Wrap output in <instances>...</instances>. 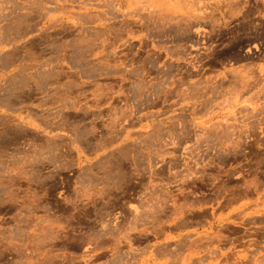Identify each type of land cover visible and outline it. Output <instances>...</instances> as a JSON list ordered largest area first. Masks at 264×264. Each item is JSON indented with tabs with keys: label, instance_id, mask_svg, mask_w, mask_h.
Instances as JSON below:
<instances>
[{
	"label": "rangeland",
	"instance_id": "374dc122",
	"mask_svg": "<svg viewBox=\"0 0 264 264\" xmlns=\"http://www.w3.org/2000/svg\"><path fill=\"white\" fill-rule=\"evenodd\" d=\"M263 7L0 0V264H264Z\"/></svg>",
	"mask_w": 264,
	"mask_h": 264
},
{
	"label": "crops",
	"instance_id": "0c3cea01",
	"mask_svg": "<svg viewBox=\"0 0 264 264\" xmlns=\"http://www.w3.org/2000/svg\"><path fill=\"white\" fill-rule=\"evenodd\" d=\"M260 1L264 2V0H260ZM256 16H258V15L256 14ZM260 20H261V22H264V7L262 8V12H261V15H260ZM257 46H258V48L255 47V44H252L249 49H250V51L252 53L261 55L262 61H263L262 65H264V43L263 42H259V43H257Z\"/></svg>",
	"mask_w": 264,
	"mask_h": 264
},
{
	"label": "bare ground",
	"instance_id": "6f19581e",
	"mask_svg": "<svg viewBox=\"0 0 264 264\" xmlns=\"http://www.w3.org/2000/svg\"><path fill=\"white\" fill-rule=\"evenodd\" d=\"M141 19H142V18H141ZM156 20H157V19H156ZM159 20H160V19H159ZM135 21H137V20H135ZM141 21H142V20H141ZM139 22H140V21H139ZM151 22H152V21H151ZM163 22H164V21H163ZM140 23H141V22H140ZM128 27H129V26H128ZM102 51H103V50H102ZM57 59H58V58H57ZM104 61H105V60H104ZM56 63H57V62H56ZM56 63H55V64H56ZM31 67H32V66H31ZM115 67H116V66H115ZM56 77H57V76H56ZM59 78H60V77H59ZM59 78H58V79H59ZM129 78H130V77H129ZM74 86H75V85H74ZM65 91H66V90H65ZM65 91H64V92H65ZM106 91H107V90H106ZM187 91H188V90H187ZM39 92H40V91H39ZM5 93H6V92H5ZM104 94H105V93H104ZM54 96H55V95H54ZM76 96H77V95H76ZM80 96H81V95H80ZM64 97H65V95H64ZM64 97H63V98H64ZM61 98H62V96H61ZM63 98H62V99H63ZM97 99H98V98H97ZM99 107H100V106H99ZM80 109H81V108H80ZM83 110H84V109H83ZM85 111H86V110H85ZM87 111H88V110H87ZM109 111H110V110H109ZM60 112H61V111H60ZM88 112H89V111H88ZM120 112H121V111H120ZM120 114H121V113H120ZM54 115H55V114H54ZM29 116H30V115H29ZM98 118H99V117H98ZM94 127H95V126H94ZM240 136H241V135H240ZM236 145H237V144H236ZM238 145H239V143H238ZM238 145H237V146H238ZM236 148H237V147H236ZM234 149H235V148H234ZM6 163H7V162H6ZM22 163H23V162H22ZM19 173H20V172H19ZM248 190H249V189H248ZM257 191H258V190H257ZM255 192H256V191H255ZM32 211H33V210H32ZM162 212H163V211H162ZM187 213H188V212H187ZM64 216H65V215H64ZM31 219H32V218H31ZM38 220H39V219H38ZM183 221H184V220H183ZM16 224H17V223H16ZM52 224H53V223H52ZM27 235H28V234H27ZM51 237H52V236H51ZM211 239H212V238H211ZM14 240H15V239H14ZM180 241H181V240H180ZM193 241H197V240L195 239V240H193ZM193 241H192V242H193ZM199 241H200V240H199ZM200 242H201V241H200ZM200 242H199V243H200ZM16 243H17V242H16ZM22 244H23V243H22ZM190 244H191V246H192V243H190ZM190 244H189V245H190ZM201 244H202V243H201ZM189 245H188V246H189ZM193 245H194V243H193ZM197 245H198V244H197ZM211 245H212V244H211ZM191 246H190V247H191ZM194 246H196V245H194ZM36 247H37V246H36ZM181 247H182V246H181ZM200 247H201V246H200ZM200 247H199V248H200ZM197 248H198V247H197ZM204 248H206V247H204ZM164 251H166V250H164ZM21 252H22V251H21ZM38 253H39V252H38ZM173 253H175V252H173ZM211 253H212V252H211ZM40 254H41V253H40ZM192 254H193V253H192ZM164 255H165V254H164ZM166 255H167V254H166ZM48 257H49V256H48ZM60 259H61V258H60ZM46 260H47V259H46ZM252 260H253V259H252ZM25 262H26V261H25ZM46 262H47V261H46ZM205 262H206V261H205ZM29 263H31V262H29ZM61 263H62V262H61ZM41 264H42V262H41Z\"/></svg>",
	"mask_w": 264,
	"mask_h": 264
},
{
	"label": "flooded vegetation",
	"instance_id": "af4514ba",
	"mask_svg": "<svg viewBox=\"0 0 264 264\" xmlns=\"http://www.w3.org/2000/svg\"><path fill=\"white\" fill-rule=\"evenodd\" d=\"M249 55H251V53H248V52L243 53V56L248 57ZM252 55H254L255 58H258V59H261V60H262V57H261L260 54L252 53ZM204 63H205V62H204ZM215 63H221V61H220V60H216ZM202 69H203L204 71H206V70H209V69H211V68H210L209 66H206V67H203ZM8 217H12V216H8ZM9 259H12V258L10 257Z\"/></svg>",
	"mask_w": 264,
	"mask_h": 264
}]
</instances>
